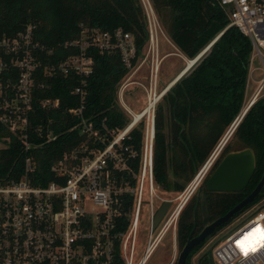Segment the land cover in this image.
<instances>
[{
    "label": "built area",
    "instance_id": "2783aa9c",
    "mask_svg": "<svg viewBox=\"0 0 264 264\" xmlns=\"http://www.w3.org/2000/svg\"><path fill=\"white\" fill-rule=\"evenodd\" d=\"M139 2L146 25V38L141 47L137 46L133 35L121 27L90 29L81 23L79 36L63 43L76 51L49 64L40 57L45 47L35 40L31 24L16 36L0 38V142L3 143L0 150L17 141L24 154L22 175L0 182V264H145L170 229L175 245L182 208L215 165L248 108L264 95L263 74L245 107L231 122L193 180L175 197H160L161 202L171 200L176 204L152 230L150 224L156 212L154 197L158 187L153 179L154 107L173 84L158 88L159 65L164 57L159 54V34L164 33L152 1ZM218 3L228 17L226 27L236 26L251 42L247 84L255 70L252 66L255 58L261 60L264 72V0H218ZM90 47L100 52H117L127 69L117 86V101L128 115L129 123L104 148L95 150L84 143L54 161L50 170L55 179L36 184L32 173L37 162L29 151L43 144L44 136V140L49 141L55 135L38 125L33 130L41 142L35 144L31 140L30 117L34 103L41 108L59 105L58 98H41L39 95L44 83L37 71L43 64L48 72L55 70L64 75L79 76L82 82L72 89V93L83 102L87 94L85 79L92 72ZM145 63L148 64L146 86L130 79ZM132 84L145 90L146 103L139 112L126 107L122 100ZM83 106L67 111L79 119L77 125L81 126V134L103 142L106 132L102 134L101 129L95 128L84 117ZM147 107L149 110L144 112ZM143 117H147L150 124L144 131L140 167L134 172L129 170L127 158H133L137 153L129 151L122 140ZM78 151L88 155L79 158ZM124 170L135 182L124 179L123 174L117 178V171ZM145 183L149 233L144 252L136 260L139 208ZM212 256L215 264H264V205L220 238L212 248Z\"/></svg>",
    "mask_w": 264,
    "mask_h": 264
},
{
    "label": "trees",
    "instance_id": "16d2710c",
    "mask_svg": "<svg viewBox=\"0 0 264 264\" xmlns=\"http://www.w3.org/2000/svg\"><path fill=\"white\" fill-rule=\"evenodd\" d=\"M151 1L157 14L164 11L168 14L169 37L188 59H195L213 42L166 91L162 96L163 104L158 103L155 109L153 179L166 193L175 191L178 194L239 114L244 102L252 47L249 38L236 26L226 27L229 20L218 0ZM81 23L90 29L121 27L133 35L138 47L146 38L139 0H0V38L16 36L31 24L35 40L45 47L40 53L44 63H57L76 51L63 46V43L79 36ZM89 53L93 64L92 72L85 79L87 94L83 102L72 93V89L82 82L79 76L64 75L55 70L48 72L43 64L37 71L41 83H44L39 95L41 98H58L59 105L41 108L37 102L34 103L30 117L31 140L35 144L41 142L33 130L38 125H43L45 131L49 129L55 135L49 141L44 140V136L43 144L29 151L37 162L32 173L36 184L55 179L50 170L54 161L84 143L95 150L104 148L129 123V117L117 101L118 83L127 72L119 54L100 52L95 47H90ZM81 104L84 105V117L95 128L101 129L102 134L106 132L103 142L81 134V126L77 125L79 119L68 113V108L80 107ZM167 128L171 136L166 134ZM112 130L114 134L110 133ZM232 134L236 141L232 150L253 149L254 172L241 191H208L203 184L194 234L224 215L260 180L264 172V95L248 108ZM143 139L144 123L140 121L122 140L129 151L137 153L133 158H127L128 168L134 172H138L140 167ZM229 145L225 146L212 171L228 152ZM85 155L88 153L77 152L79 158ZM23 156L17 141L0 150V182L10 177L18 179L22 175ZM121 174L124 179L135 182L125 170L117 171L118 179ZM262 195L264 188L256 199ZM195 201L196 195L190 203L188 200L179 214L176 229L179 249L194 225ZM203 243L191 251L185 264H192V257ZM197 264H208L206 254L199 256Z\"/></svg>",
    "mask_w": 264,
    "mask_h": 264
},
{
    "label": "rangeland",
    "instance_id": "374dc122",
    "mask_svg": "<svg viewBox=\"0 0 264 264\" xmlns=\"http://www.w3.org/2000/svg\"><path fill=\"white\" fill-rule=\"evenodd\" d=\"M160 20L161 28L164 33L159 34V54L160 56H164L160 62L159 65V71H158V88H161L163 85H166V83L181 69L183 65H187V61L189 59L184 58L183 53H180V50L176 48L174 43L169 37V31H168V14L164 11L162 14H157ZM168 38V39H167ZM168 40V41H167ZM171 42V43H169ZM173 43V44H172ZM206 48V47H205ZM204 48V49H205ZM203 49V50H204ZM168 52V53H167ZM167 53V54H165ZM264 54V52H263ZM197 61V60H196ZM252 66L255 68V70L252 73V79H250V84L248 85V88L245 90V96H244V102L242 105V108L245 107L248 98L250 95L253 93L258 80L263 77V65L262 62L259 58H255ZM147 74H148V64H142V66L138 69V71L132 75L130 79L140 82L143 85H147ZM254 80V81H253ZM256 80V81H255ZM264 93V89L262 91ZM123 103L125 104L126 107L131 109L134 112H139L141 111L146 103V96H145V90L137 85V84H132L128 87L127 91L123 95ZM120 101V100H119ZM163 104L162 98H160L157 102ZM119 104V103H118ZM156 104V105H157ZM156 105L154 107V114H155V109ZM120 106V104H119ZM121 107V106H120ZM122 108V107H121ZM241 108V109H242ZM240 109V111H241ZM239 111V112H240ZM128 116V115H127ZM141 121L144 123V131L146 128L149 126L150 122L147 121V117H143ZM227 129L225 130V132ZM223 133V135L225 134ZM166 134L168 136L170 135V132L168 131V128L166 129ZM223 135L219 138L218 142L220 139L223 137ZM217 142V143H218ZM235 139L233 138V134L229 137L228 141L226 142L229 145L228 151H231L232 149L235 148ZM215 144V146L217 145ZM3 144L0 142V145ZM225 145V146H226ZM214 146V147H215ZM214 147L211 149L209 152L208 156L205 158V160L199 165V167L195 170L194 175L192 176L191 182L195 176V174L198 172V170L202 167L203 163L207 160V158L210 156L212 153ZM225 148V147H224ZM224 150V149H223ZM211 171L206 175L205 179L201 181V186H203L205 180L208 178V175H210ZM197 191V190H196ZM195 193L190 197L189 202L192 200V197L196 195ZM156 197H154V207L157 208L161 205V200L160 197L162 198H173L177 195V192H169L166 193L163 191L159 186L157 187L156 191ZM147 184L145 183L144 190H143V196L142 200L140 202V208H139V223H138V228H137V235H136V246H135V259L137 260L138 258L141 257V255L144 252L147 238H148V233H149V215H148V203H147ZM176 201H173L171 208L175 206ZM264 205V195L253 201L250 205L245 207L241 212L236 214L233 218H231L226 224L218 228L211 236L205 239L201 249L193 256L192 258V264H197L198 258L202 254H206V259L208 264H214L213 262V256H212V248L215 245V243L228 233L232 232L234 229H236L240 224L252 213H254L258 208L262 207ZM170 208V209H171ZM174 251V252H173ZM179 248L177 247L175 250L173 249V240H172V231L171 229L168 230L164 237L161 239V241L158 243L157 247L153 250L151 253L150 257L147 259L145 264H167L169 260H173V258L178 255ZM175 260L173 263H175ZM170 261V262H171Z\"/></svg>",
    "mask_w": 264,
    "mask_h": 264
},
{
    "label": "water",
    "instance_id": "95a60500",
    "mask_svg": "<svg viewBox=\"0 0 264 264\" xmlns=\"http://www.w3.org/2000/svg\"><path fill=\"white\" fill-rule=\"evenodd\" d=\"M212 43L213 42H211L195 57L196 60L209 48ZM182 130L183 126L181 127L180 133L182 132ZM254 169L255 154L251 147H244L238 150L228 151L220 159L216 167L205 180L204 187L208 191H241L248 184L254 172ZM263 188L264 172L256 186L249 194H247L246 197H244L241 201H239L236 205L229 209L224 215L206 224L196 235H193L196 228V211L200 202L202 192V186L200 185L196 191V201L193 209L194 225L191 232L189 233L187 240L178 252L175 264H185L187 256L196 246L204 242L205 239L211 236L218 228L226 224L236 214L250 205L258 197ZM171 205V200H165L157 208L150 224L152 230L155 229V227L164 217Z\"/></svg>",
    "mask_w": 264,
    "mask_h": 264
},
{
    "label": "bare ground",
    "instance_id": "6f19581e",
    "mask_svg": "<svg viewBox=\"0 0 264 264\" xmlns=\"http://www.w3.org/2000/svg\"><path fill=\"white\" fill-rule=\"evenodd\" d=\"M195 60H196V58L195 59H189L188 61H187V65H186V67L180 72V74L178 75V76H176V78L171 82V83H169L168 85L169 86H171L172 84H174V82H176V80H178L185 72H187L189 69H190V67L195 63ZM198 60V59H197ZM149 110V107H147L146 109H145V111L144 112H147Z\"/></svg>",
    "mask_w": 264,
    "mask_h": 264
},
{
    "label": "crops",
    "instance_id": "0c3cea01",
    "mask_svg": "<svg viewBox=\"0 0 264 264\" xmlns=\"http://www.w3.org/2000/svg\"><path fill=\"white\" fill-rule=\"evenodd\" d=\"M168 39V38H167ZM168 41V40H167ZM169 43H171V42H169ZM173 44V43H172ZM177 48V47H176ZM179 50V49H178ZM168 53V52H167ZM167 53H165V54H167ZM180 53H181V51H180ZM164 56H166V55H164ZM184 58H186V61H187V57L186 56H183ZM185 68V65H183L182 67H181V69L166 83V84H169V83H171L175 78H176V76H178L179 74H180V72L183 70ZM254 81V80H253ZM256 81V80H255ZM250 84V81L246 84V88H248V85ZM159 186V185H158ZM160 188V187H159ZM168 211V210H167ZM172 240H173V238H172ZM173 249L175 250V245H174V240H173ZM174 252V251H173ZM193 258V257H192ZM172 259V258H171ZM171 259L169 260V262L167 263V264H169L170 263V261H171Z\"/></svg>",
    "mask_w": 264,
    "mask_h": 264
},
{
    "label": "flooded vegetation",
    "instance_id": "af4514ba",
    "mask_svg": "<svg viewBox=\"0 0 264 264\" xmlns=\"http://www.w3.org/2000/svg\"><path fill=\"white\" fill-rule=\"evenodd\" d=\"M164 202V201H163ZM196 230V229H195ZM195 232V231H194ZM197 234V233H196ZM196 234H194L193 233V235H196ZM189 236V235H188ZM178 246H177V240H175V249L177 248ZM179 251H180V249H179ZM174 260H175V257H174V259H173V261H172V263L171 264H173V262H174ZM175 262H176V260H175ZM213 262H214V260H213ZM198 263V262H197ZM214 264H215V262H214Z\"/></svg>",
    "mask_w": 264,
    "mask_h": 264
}]
</instances>
